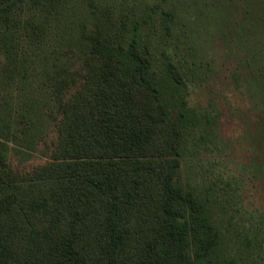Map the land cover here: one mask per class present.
I'll return each mask as SVG.
<instances>
[{
	"label": "trees",
	"instance_id": "16d2710c",
	"mask_svg": "<svg viewBox=\"0 0 264 264\" xmlns=\"http://www.w3.org/2000/svg\"><path fill=\"white\" fill-rule=\"evenodd\" d=\"M19 1L0 0L5 21ZM140 24L80 32L81 63L51 86L62 117L45 161L14 169L0 140V264H238L208 198L179 182L185 130L206 116L174 63L154 69Z\"/></svg>",
	"mask_w": 264,
	"mask_h": 264
},
{
	"label": "rangeland",
	"instance_id": "374dc122",
	"mask_svg": "<svg viewBox=\"0 0 264 264\" xmlns=\"http://www.w3.org/2000/svg\"><path fill=\"white\" fill-rule=\"evenodd\" d=\"M11 17L0 14L6 163L27 171L49 155L62 117L51 86L81 63L80 32L138 19L154 69L174 63L206 116L185 130L179 182L208 198L226 256L264 264V0H20Z\"/></svg>",
	"mask_w": 264,
	"mask_h": 264
}]
</instances>
